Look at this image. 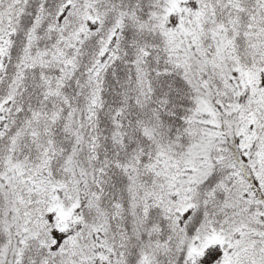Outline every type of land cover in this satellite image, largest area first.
Listing matches in <instances>:
<instances>
[{
	"label": "snow or ice",
	"instance_id": "obj_1",
	"mask_svg": "<svg viewBox=\"0 0 264 264\" xmlns=\"http://www.w3.org/2000/svg\"><path fill=\"white\" fill-rule=\"evenodd\" d=\"M0 264H264V0H0Z\"/></svg>",
	"mask_w": 264,
	"mask_h": 264
}]
</instances>
